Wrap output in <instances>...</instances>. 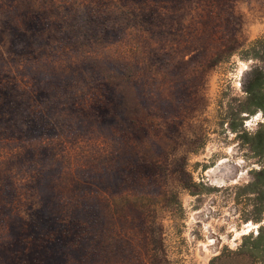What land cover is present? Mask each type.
<instances>
[{
	"label": "rangeland",
	"instance_id": "1",
	"mask_svg": "<svg viewBox=\"0 0 264 264\" xmlns=\"http://www.w3.org/2000/svg\"><path fill=\"white\" fill-rule=\"evenodd\" d=\"M258 40L264 0H0V264H264Z\"/></svg>",
	"mask_w": 264,
	"mask_h": 264
},
{
	"label": "trees",
	"instance_id": "2",
	"mask_svg": "<svg viewBox=\"0 0 264 264\" xmlns=\"http://www.w3.org/2000/svg\"><path fill=\"white\" fill-rule=\"evenodd\" d=\"M259 44L256 50L252 54V58L254 60L263 62L264 61V41H256L254 43V46ZM264 85V68H256V76L250 82L247 86L244 88V92L246 93V101L255 106L258 110H260L262 113H264V93L261 91V86ZM257 138V137H256ZM254 151L259 152L258 148L259 146L256 144L252 146ZM263 173L264 168L260 169L258 173H256V184L263 183ZM262 229L260 230V233L258 234V238L254 241V245L260 244V242L263 240V234L261 233ZM241 252V249H240Z\"/></svg>",
	"mask_w": 264,
	"mask_h": 264
}]
</instances>
